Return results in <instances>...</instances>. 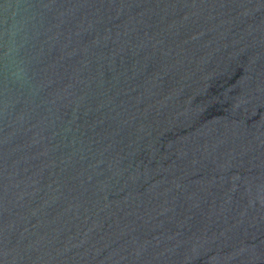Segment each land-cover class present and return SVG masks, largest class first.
Wrapping results in <instances>:
<instances>
[{
	"label": "water",
	"instance_id": "95a60500",
	"mask_svg": "<svg viewBox=\"0 0 264 264\" xmlns=\"http://www.w3.org/2000/svg\"><path fill=\"white\" fill-rule=\"evenodd\" d=\"M0 264H264V0H0Z\"/></svg>",
	"mask_w": 264,
	"mask_h": 264
}]
</instances>
